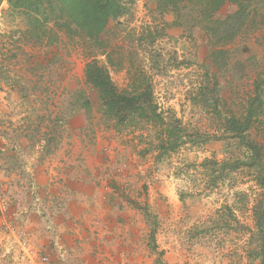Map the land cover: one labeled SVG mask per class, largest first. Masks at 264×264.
I'll list each match as a JSON object with an SVG mask.
<instances>
[{"label": "rangeland", "instance_id": "374dc122", "mask_svg": "<svg viewBox=\"0 0 264 264\" xmlns=\"http://www.w3.org/2000/svg\"><path fill=\"white\" fill-rule=\"evenodd\" d=\"M241 3L132 0L104 32L109 58L99 59L116 85L129 89L144 71L167 120L192 135L160 156L154 127L118 131L104 115L85 77L91 41L53 23L32 26L0 1V264H50L28 234L38 224L34 169L53 158L76 166L58 153L83 148L108 189L92 207L99 233L127 235L117 239L116 264H259L248 249L262 199L254 172H233L215 188L202 167L242 155L223 120L243 111L264 78V0ZM226 204L240 224L221 217Z\"/></svg>", "mask_w": 264, "mask_h": 264}, {"label": "trees", "instance_id": "16d2710c", "mask_svg": "<svg viewBox=\"0 0 264 264\" xmlns=\"http://www.w3.org/2000/svg\"><path fill=\"white\" fill-rule=\"evenodd\" d=\"M1 1V0H0ZM194 0H161L164 8L177 3ZM222 7L232 1L242 8L241 0H210ZM12 13L25 15L30 25L53 23L69 37L79 34L94 46L88 56L85 69L86 82L97 93L104 115L114 123L115 129L122 131L129 127L148 125L156 129L157 149L160 156L175 152L183 143V130L179 121H168L165 113L155 100V93L144 71H139L131 79V87L120 89L113 81L110 70L99 57L109 58L102 36L111 21L124 17L132 0H7ZM211 5V4H210ZM162 6V5H161ZM238 10L235 15H243ZM241 12V13H240ZM104 46V47H103ZM105 48V49H104ZM110 62V61H109ZM112 64V63H111ZM263 117V118H261ZM225 134L235 140L242 155L234 160H206L202 167L208 172L211 186L219 188L233 174L243 168L254 172L255 182L262 190V199L253 207L254 229L249 238V258L251 262L264 264V78L255 82V89L244 104L241 113L228 115L223 120ZM259 134V135H258ZM189 135V142H192ZM228 137V138H229ZM198 140V139H196ZM212 171V174L210 172ZM207 190H211L206 187ZM221 217L230 214L240 224L230 205H223Z\"/></svg>", "mask_w": 264, "mask_h": 264}, {"label": "crops", "instance_id": "0c3cea01", "mask_svg": "<svg viewBox=\"0 0 264 264\" xmlns=\"http://www.w3.org/2000/svg\"><path fill=\"white\" fill-rule=\"evenodd\" d=\"M89 153L86 148L72 156L62 151L59 160L77 165L68 167L53 158L52 166L34 169L32 181L40 198L32 210L38 214L32 215L38 224L28 234L34 246L47 254L50 264H116L117 239L127 237L124 233H99L102 223L93 218L92 212L97 210L92 207L106 200L104 191L108 189L97 182L99 170L89 164L93 161ZM45 206L48 216L43 212Z\"/></svg>", "mask_w": 264, "mask_h": 264}]
</instances>
